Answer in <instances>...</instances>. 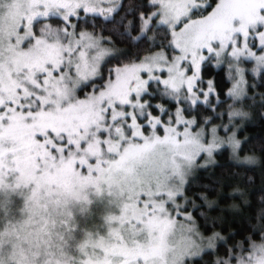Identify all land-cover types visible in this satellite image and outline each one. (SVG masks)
Instances as JSON below:
<instances>
[{
	"label": "snow or ice",
	"instance_id": "snow-or-ice-1",
	"mask_svg": "<svg viewBox=\"0 0 264 264\" xmlns=\"http://www.w3.org/2000/svg\"><path fill=\"white\" fill-rule=\"evenodd\" d=\"M221 65L226 93L204 78ZM258 87L264 0H0V264H264V213L229 246L194 215L217 201L185 194L222 148L239 159L234 105L264 109Z\"/></svg>",
	"mask_w": 264,
	"mask_h": 264
},
{
	"label": "trees",
	"instance_id": "trees-1",
	"mask_svg": "<svg viewBox=\"0 0 264 264\" xmlns=\"http://www.w3.org/2000/svg\"><path fill=\"white\" fill-rule=\"evenodd\" d=\"M131 4L134 0H126ZM132 19V17H129ZM107 27L111 29L112 25L108 24ZM164 26H160L161 31ZM99 31V28L97 29ZM138 35L137 33H133ZM104 35H110V32H105ZM149 36L153 35L152 32L148 33ZM116 39V37H113ZM159 39V35H157ZM142 55L147 54V43L141 39V41L135 42ZM120 48H132L133 51L136 48L132 47V44L126 39H121L118 43ZM158 49L155 45L152 46V52ZM248 62L243 65L246 69V65L249 67ZM246 76L252 80L253 76L251 72H247ZM215 77L218 81L224 84V92L231 87V83L228 81L226 66L221 65L215 68L210 67L205 74V79ZM258 92H264V87H258ZM259 100V97H257ZM231 99L227 104L222 107H218L217 111L226 113L228 104H232ZM235 108L249 113L247 118L234 117L233 123L236 124V128L233 131L236 132L237 139L247 141L242 143L241 149L236 153L234 158L231 148L224 147L220 151L214 154L212 163L207 168L196 169L193 173L194 179L188 185L186 195L196 200V203L200 204L201 201L197 198L199 193H207L210 200L217 201V205L209 212L211 219L207 226L204 225V220L199 216V213H194L197 218L198 224L202 225L201 231L205 235H210L213 232H219L222 236L228 237L232 233V237L229 239V246L234 241L242 240L245 236L253 235L254 228L260 223L258 217L264 213V120L260 119L259 112L264 111L258 104H253V101L247 100L245 103H238L234 105ZM202 116H213V121L209 127H214L223 123H228V116L225 114L221 118H216L211 109L201 107ZM231 127V125H229ZM218 135L221 138L226 136L223 129H218ZM231 135V133H227ZM246 156H253L255 163H241ZM251 178V179H249ZM210 185V189H206L204 186ZM204 209L202 208L201 211ZM254 239H258L253 235ZM217 253L223 255L224 245L223 242H217ZM215 257L208 254L203 255V259L200 264H211V261Z\"/></svg>",
	"mask_w": 264,
	"mask_h": 264
},
{
	"label": "rangeland",
	"instance_id": "rangeland-1",
	"mask_svg": "<svg viewBox=\"0 0 264 264\" xmlns=\"http://www.w3.org/2000/svg\"><path fill=\"white\" fill-rule=\"evenodd\" d=\"M257 43H258V41H257ZM161 49H156L155 51H153V53H155V52H159ZM254 51H258L257 49H254ZM148 54V53H147ZM175 54H178V52L177 53H175ZM242 67H243V65H242ZM246 67L250 70L252 67H253V63H249V67L246 65ZM249 72H251V71H249ZM199 163H201V164H203V163H205V160H200L199 161ZM210 235H212V234H210ZM209 235V236H210Z\"/></svg>",
	"mask_w": 264,
	"mask_h": 264
}]
</instances>
